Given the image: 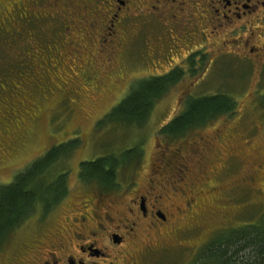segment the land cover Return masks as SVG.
Returning <instances> with one entry per match:
<instances>
[{"label":"rangeland","instance_id":"374dc122","mask_svg":"<svg viewBox=\"0 0 264 264\" xmlns=\"http://www.w3.org/2000/svg\"><path fill=\"white\" fill-rule=\"evenodd\" d=\"M71 1L72 8L61 0H0V186L13 182L50 150H60L62 144L75 143L77 138L81 142L56 171L70 173L67 196L47 220L36 224L34 216L11 234L0 247V264H32L43 257L40 252L58 256V251L50 250L54 236L61 232L57 225L67 231L71 220L80 219L94 204L112 206L111 212L101 210L100 217L109 214L117 222L118 210L124 211L132 197L125 188L144 192L154 167L164 175L158 181L170 179L176 190L186 187L190 199L180 195L170 199L182 212L174 213L172 221L180 230L170 235L168 247L146 250L141 241L148 243L149 238H144L148 233L142 230L139 249L130 246L132 260L126 258V262L190 264L212 238L264 214L260 97L264 62L249 56L244 46L235 47L234 39H246L247 32L204 42L173 34V43L153 17L117 26L110 38L105 27L109 0ZM200 46L209 59L204 70L196 77L187 73L156 105L146 124L140 128L97 126L126 98L134 80L165 74L177 66L186 70L187 53ZM219 93L235 99L234 114L177 140L159 134L183 111L188 97ZM203 144L211 148L205 156L211 164L204 172L193 153ZM134 148L142 150V159L120 170V186L114 194L102 198L105 189L77 177L80 162L122 156ZM167 159L172 161L166 166ZM180 161L191 172L185 174L184 182L185 175L175 169H181ZM113 223L108 224L109 230L118 225ZM140 248L144 251L138 260Z\"/></svg>","mask_w":264,"mask_h":264},{"label":"flooded vegetation","instance_id":"af4514ba","mask_svg":"<svg viewBox=\"0 0 264 264\" xmlns=\"http://www.w3.org/2000/svg\"><path fill=\"white\" fill-rule=\"evenodd\" d=\"M61 2L65 3L63 0ZM72 3L71 0H68L65 4L72 8ZM84 7L88 8L86 5ZM103 13L101 12L102 15ZM106 14L108 19L105 22V27L109 30L110 38H113L117 26L124 27L134 19L147 20L149 17L157 19V24L160 25V28L165 29V33L168 37L170 36L169 39L172 42L173 34L176 35V38H183L186 35L190 39L196 37L197 41L204 42L209 38H215L218 41L221 36L229 34H239L240 37V34L247 32L246 39L243 40V37L234 39L235 47L244 46L245 49H248L249 56L256 58L258 63L264 62V0H109ZM206 30H209V34L206 33ZM176 41L178 40L176 39ZM187 54L185 58L187 59L186 70L179 66L176 68L182 69L186 75L188 73L196 77V73L204 70L209 61L207 53L204 47L200 46L190 50ZM210 151L209 145L193 149L194 155L201 163L199 166L203 168V172L211 164L207 158L205 159ZM177 156L179 155L175 156V163ZM171 161V159H167L165 165H169ZM177 163L181 169L178 167L175 169H178L180 174L188 176V173H191L188 165L181 161ZM154 168L150 171L151 174L144 192L139 188L130 186L128 189L123 186L125 190L131 192L132 197L128 200L129 204L124 211L118 210L117 222L113 223L109 214L104 218L100 217L101 210L111 212L114 210L112 206L103 203L98 208V204H94L89 212L80 214V219L74 217L70 226L67 227V231L57 225L61 232L54 236L52 243H55V246L51 244L50 250L58 251V256L52 251L47 255L40 252L43 257L35 259L32 264H120L121 260L124 264H137L135 261L126 262V258L130 257L129 259L132 260V256L127 250H130V246H138L139 249L138 242L142 230L148 233L144 238H149V242L141 241L146 250L149 249L151 252L164 249V246L168 247L170 235L178 233L180 230L178 223L173 222L172 218L175 216L174 213L182 212L178 206L170 203V199L176 195H180L184 199L190 198L185 192L186 187H179L176 190L170 179L169 182L167 179L158 181V176L163 178L164 175ZM185 178L186 175L182 178L183 182ZM115 190L102 191V198L114 194L117 192ZM164 202H168V204H164ZM190 205L191 203L188 201L187 212L191 208ZM57 206L47 214L42 211L36 213L34 215L36 224L47 220ZM109 223L118 225L112 231L109 230ZM125 246L127 247L124 248ZM119 248L124 249L122 251ZM142 251L144 250L142 249ZM142 251L140 248L137 252L138 260ZM14 260L18 261V259ZM23 264H30V262Z\"/></svg>","mask_w":264,"mask_h":264},{"label":"trees","instance_id":"16d2710c","mask_svg":"<svg viewBox=\"0 0 264 264\" xmlns=\"http://www.w3.org/2000/svg\"><path fill=\"white\" fill-rule=\"evenodd\" d=\"M186 76L180 68L158 76L143 77L131 83L126 98L97 124L99 128H140L150 119L156 105ZM264 107V91L261 92ZM236 101L231 95L206 94L188 97L183 111L164 125L159 134L177 140L207 127L210 122L235 113ZM81 144H62L60 150L47 152L33 166L0 186V247L30 217L42 211L47 214L68 194L69 171L56 173ZM142 150L134 148L122 156L99 157L79 164L78 178L86 184L117 189L120 170L141 161ZM133 163V164H134ZM199 254V255H198ZM190 264H264V214L250 224L225 231L212 238Z\"/></svg>","mask_w":264,"mask_h":264}]
</instances>
